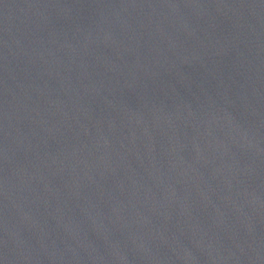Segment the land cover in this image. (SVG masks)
<instances>
[{"label": "water", "instance_id": "1", "mask_svg": "<svg viewBox=\"0 0 264 264\" xmlns=\"http://www.w3.org/2000/svg\"><path fill=\"white\" fill-rule=\"evenodd\" d=\"M0 264H264V0H0Z\"/></svg>", "mask_w": 264, "mask_h": 264}]
</instances>
